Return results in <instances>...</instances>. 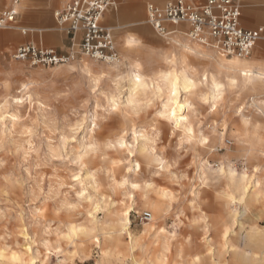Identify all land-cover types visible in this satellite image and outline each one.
<instances>
[{
  "label": "clouds",
  "instance_id": "obj_1",
  "mask_svg": "<svg viewBox=\"0 0 264 264\" xmlns=\"http://www.w3.org/2000/svg\"><path fill=\"white\" fill-rule=\"evenodd\" d=\"M244 38L116 25L104 48L0 50V264H264V51Z\"/></svg>",
  "mask_w": 264,
  "mask_h": 264
},
{
  "label": "built area",
  "instance_id": "obj_2",
  "mask_svg": "<svg viewBox=\"0 0 264 264\" xmlns=\"http://www.w3.org/2000/svg\"><path fill=\"white\" fill-rule=\"evenodd\" d=\"M13 0L12 4H17ZM114 5L113 0H68L65 5L54 11L58 27L68 36L69 41L91 47L104 48L110 29L102 24L103 14ZM13 7L0 8V28L14 25L16 12ZM241 3L239 0H205L202 4H193L187 0H166L162 4H146V22L157 32H165L166 24L188 23L191 34L211 29L219 40L231 45L244 44V33H256L264 40V25L244 28L240 25ZM28 30L23 29L22 32ZM80 34V37H77ZM13 51L21 58L28 56L36 60L49 59L52 49L39 43L26 42Z\"/></svg>",
  "mask_w": 264,
  "mask_h": 264
},
{
  "label": "crops",
  "instance_id": "obj_3",
  "mask_svg": "<svg viewBox=\"0 0 264 264\" xmlns=\"http://www.w3.org/2000/svg\"><path fill=\"white\" fill-rule=\"evenodd\" d=\"M13 0H0V8L5 9L9 7L17 8L19 7L20 11L16 12L14 27L20 28V32L15 31H3L1 33H6L9 35L8 43L15 44L16 42H21L20 44L26 42L39 43L45 46L57 45L59 43L69 41V36L61 30L56 22L54 17V11L62 8L68 0H60L63 5L59 8H55L53 11L54 26L53 27H44L43 14L47 11V6L49 5L50 0H45L43 5H37L35 7L31 6L30 0H18L17 4H12ZM114 5L106 10L103 14L101 22L103 25L112 30L113 26L119 25L125 28H131L143 32V28L146 26V4L148 2L154 1L147 0H113ZM147 1V2H146ZM193 4H202L205 0H187ZM241 3V16H240V25L244 28H253L258 25H264V0H245L243 5L242 0H239ZM244 7V9H243ZM23 14L25 15L24 23L27 26H21L18 23L23 25ZM243 18V23H241ZM144 26V27H143ZM169 27L173 28H191V25L188 23L181 24H166V29ZM7 29V28H0ZM23 29L28 30L27 32H22ZM77 37H80V34H77ZM19 44V45H20ZM18 46V45H17ZM16 46V47H17ZM15 47V48H16Z\"/></svg>",
  "mask_w": 264,
  "mask_h": 264
},
{
  "label": "rangeland",
  "instance_id": "obj_4",
  "mask_svg": "<svg viewBox=\"0 0 264 264\" xmlns=\"http://www.w3.org/2000/svg\"><path fill=\"white\" fill-rule=\"evenodd\" d=\"M147 1H154V2H157L159 4H162L166 0H147ZM63 3H61L60 0H50L49 5L47 6V9H45L47 11L43 14V21H44L43 26L44 27H53L54 26L53 11L55 10V8L61 7L63 5ZM242 3L244 5L245 0H242ZM243 9H244V7H243ZM24 20H25V15L23 14V25L21 23H18V24H20L21 26H27V24L24 23ZM241 21H242L241 23H243V18ZM6 30H8V31L17 30L18 32H20V28H15L14 26H12V27H9L7 29H0V50H3L5 48H9V47L14 50L15 47L17 45H19L21 42L19 41V42H16L15 44H9L8 43L9 35H7L6 33H1L3 31H6ZM153 30L154 29L147 23L146 26L143 28V33L149 34ZM129 43L135 44V40H130ZM258 43L261 45V50L264 51V40H259Z\"/></svg>",
  "mask_w": 264,
  "mask_h": 264
}]
</instances>
